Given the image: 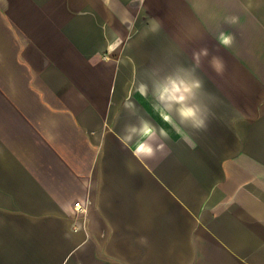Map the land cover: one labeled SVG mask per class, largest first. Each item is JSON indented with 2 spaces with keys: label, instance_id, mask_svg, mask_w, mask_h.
<instances>
[{
  "label": "crops",
  "instance_id": "1",
  "mask_svg": "<svg viewBox=\"0 0 264 264\" xmlns=\"http://www.w3.org/2000/svg\"><path fill=\"white\" fill-rule=\"evenodd\" d=\"M202 47L177 131L138 84ZM0 264H264V0H0Z\"/></svg>",
  "mask_w": 264,
  "mask_h": 264
},
{
  "label": "clouds",
  "instance_id": "2",
  "mask_svg": "<svg viewBox=\"0 0 264 264\" xmlns=\"http://www.w3.org/2000/svg\"><path fill=\"white\" fill-rule=\"evenodd\" d=\"M226 23L235 24L236 17L226 18ZM221 43L229 46L233 37L221 33ZM209 59V65L217 74L225 70L223 59L213 55L210 49L202 47L192 53L193 64L191 66H178L173 71L151 70L148 78L139 82L138 90L147 96L149 92L156 99V108L161 118L179 131V125L203 130L207 127L206 108L201 101L204 89V81L197 75L196 70L201 66L203 59ZM124 110L130 115H136L135 105L131 107L126 101ZM154 133V127L150 121L140 119L138 123H126L121 129L120 139L123 143H136L135 153L139 158L151 159L154 156L153 148L147 144L146 139Z\"/></svg>",
  "mask_w": 264,
  "mask_h": 264
},
{
  "label": "built area",
  "instance_id": "3",
  "mask_svg": "<svg viewBox=\"0 0 264 264\" xmlns=\"http://www.w3.org/2000/svg\"><path fill=\"white\" fill-rule=\"evenodd\" d=\"M76 207H77L78 209H82V208H83V205L80 204V202H76Z\"/></svg>",
  "mask_w": 264,
  "mask_h": 264
},
{
  "label": "snow or ice",
  "instance_id": "4",
  "mask_svg": "<svg viewBox=\"0 0 264 264\" xmlns=\"http://www.w3.org/2000/svg\"><path fill=\"white\" fill-rule=\"evenodd\" d=\"M155 111V109H153Z\"/></svg>",
  "mask_w": 264,
  "mask_h": 264
}]
</instances>
